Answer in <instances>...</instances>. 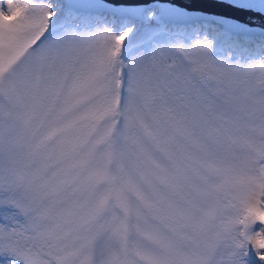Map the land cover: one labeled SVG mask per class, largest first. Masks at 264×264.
I'll return each instance as SVG.
<instances>
[{
  "label": "snow or ice",
  "instance_id": "obj_1",
  "mask_svg": "<svg viewBox=\"0 0 264 264\" xmlns=\"http://www.w3.org/2000/svg\"><path fill=\"white\" fill-rule=\"evenodd\" d=\"M187 11L0 0V264H264V46L139 50Z\"/></svg>",
  "mask_w": 264,
  "mask_h": 264
},
{
  "label": "water",
  "instance_id": "obj_2",
  "mask_svg": "<svg viewBox=\"0 0 264 264\" xmlns=\"http://www.w3.org/2000/svg\"><path fill=\"white\" fill-rule=\"evenodd\" d=\"M150 3L162 9H169L173 12H178L179 9L186 8L188 10L186 15H192L196 18H205V20L209 17L225 24L229 23V21L220 20V17L236 16L237 19H241L244 23L250 25L253 28V31H261L264 29V18L259 17L254 13H233L227 9L220 0H150ZM173 5L177 6V9L171 8Z\"/></svg>",
  "mask_w": 264,
  "mask_h": 264
},
{
  "label": "rangeland",
  "instance_id": "obj_3",
  "mask_svg": "<svg viewBox=\"0 0 264 264\" xmlns=\"http://www.w3.org/2000/svg\"><path fill=\"white\" fill-rule=\"evenodd\" d=\"M206 28H204V29H206ZM209 30H211V32H213L214 31V28L213 27H210ZM203 36H205V35H202V36L196 37V38H199L200 39V38H203ZM182 38L183 37H181V38L171 37L170 38L166 34H158V35H156L154 37V39L151 42H149L147 44H144L143 45V48H141L139 50L140 51L147 50V51L151 52L153 49L163 48L165 50L166 55H168L170 58H172V57L179 58L180 57V54L179 53H175L172 50L171 45H173V44H184V45L187 46L189 44L194 43V41L197 40L195 38V40H192L191 42H186V41H183ZM262 46H264V45H261L259 53H256L255 52L254 54H251L250 55L251 56V59H259L260 58V56L262 54V52H261ZM236 52H238L237 53L238 55L236 57H243L244 56L243 52H245V51L238 49V50H236ZM227 53L228 52H226L224 54H222V53H213L212 54L211 53V55H213V57L215 58L216 56L217 57L224 56ZM236 59H238V58H236ZM251 59H248L246 61L240 60V62L246 63L247 61H249ZM13 212H14V210L12 208H10V207L5 206V204H1L0 205V216H11ZM16 219L22 221L23 218L20 217V216H17ZM15 264H23V261L22 260L21 261H16Z\"/></svg>",
  "mask_w": 264,
  "mask_h": 264
}]
</instances>
